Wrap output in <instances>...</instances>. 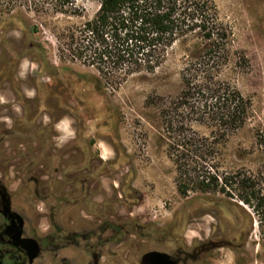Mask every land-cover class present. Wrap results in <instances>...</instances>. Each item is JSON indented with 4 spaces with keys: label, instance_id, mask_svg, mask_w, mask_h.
Returning a JSON list of instances; mask_svg holds the SVG:
<instances>
[{
    "label": "rangeland",
    "instance_id": "obj_1",
    "mask_svg": "<svg viewBox=\"0 0 264 264\" xmlns=\"http://www.w3.org/2000/svg\"><path fill=\"white\" fill-rule=\"evenodd\" d=\"M216 5L229 29L230 53L209 66L250 100L251 110L245 125L219 142L214 163L220 173L243 170L264 194V155L255 139L264 131V0ZM98 7L97 0H0V175L24 188L42 215L56 204L53 195L72 188L69 204L76 205L66 209L69 220L128 218L137 241L146 238L148 248L224 238L233 247L212 251L210 264H264V210L256 215L229 189L230 197H182L176 189L161 111L177 102L181 71L199 40H179L155 72L133 74L117 89L102 80L104 96L84 98L80 90L93 87L97 72L72 57L67 37ZM188 97L197 101L196 94ZM48 114L70 122L83 153L57 155ZM187 119L193 123L189 134L209 135L191 115ZM85 125L112 145L110 160L97 157ZM81 182L90 191L83 192Z\"/></svg>",
    "mask_w": 264,
    "mask_h": 264
},
{
    "label": "trees",
    "instance_id": "obj_2",
    "mask_svg": "<svg viewBox=\"0 0 264 264\" xmlns=\"http://www.w3.org/2000/svg\"><path fill=\"white\" fill-rule=\"evenodd\" d=\"M97 2L94 16L67 37L72 57L97 72L91 76L93 87L80 90L82 97L104 96L102 80L117 89L133 74L155 72L176 42L195 37L199 41L191 52L190 65L181 71L177 102L168 103L161 111L177 192L182 197L189 192L230 197L227 190H233L239 203L256 215L262 214L264 194L254 178L240 169L220 173L214 163L219 142L241 129L251 110L250 100L218 79L209 66L226 60L230 53L229 29L219 19L216 0ZM201 66L202 71L196 69ZM190 93L197 95L194 103H189L193 98L188 97ZM190 115L194 124L210 130L208 136L188 133L193 124L187 119ZM255 139L264 155V131L257 132Z\"/></svg>",
    "mask_w": 264,
    "mask_h": 264
},
{
    "label": "flooded vegetation",
    "instance_id": "obj_3",
    "mask_svg": "<svg viewBox=\"0 0 264 264\" xmlns=\"http://www.w3.org/2000/svg\"><path fill=\"white\" fill-rule=\"evenodd\" d=\"M47 116L54 142V124L63 116L55 120ZM75 132L74 140L56 149L61 158L69 152L83 153L75 146L79 137ZM81 183L83 192L90 191V185ZM73 194L68 188L53 195L56 204L42 215L24 188L13 187L0 175V264H210L212 251L233 247L230 240L208 238L189 245L176 240L168 242L169 247L148 248L146 238L137 241L135 223L128 218L113 220L111 215L95 222L69 220L71 213L66 209L76 205L69 204ZM140 244H145L144 250Z\"/></svg>",
    "mask_w": 264,
    "mask_h": 264
},
{
    "label": "crops",
    "instance_id": "obj_4",
    "mask_svg": "<svg viewBox=\"0 0 264 264\" xmlns=\"http://www.w3.org/2000/svg\"><path fill=\"white\" fill-rule=\"evenodd\" d=\"M65 117H61L57 122L54 124V131H55V137L54 142L57 146H63L69 141L74 140L76 136V132L74 131L72 125L68 121H64ZM85 130L87 134L91 135V138L94 139V143L92 148L98 150L97 157L102 161H108L112 158V145H104V142L100 139H98V136L95 134L97 132L96 129H90L85 125ZM92 142V141H91ZM59 148V147H58Z\"/></svg>",
    "mask_w": 264,
    "mask_h": 264
}]
</instances>
